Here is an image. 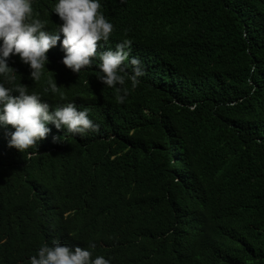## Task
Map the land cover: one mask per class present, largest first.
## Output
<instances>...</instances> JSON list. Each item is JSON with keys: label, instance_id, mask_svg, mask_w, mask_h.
Masks as SVG:
<instances>
[{"label": "trees", "instance_id": "trees-1", "mask_svg": "<svg viewBox=\"0 0 264 264\" xmlns=\"http://www.w3.org/2000/svg\"><path fill=\"white\" fill-rule=\"evenodd\" d=\"M101 4L106 47L132 40L145 75L133 87L122 73L119 104L95 65L60 72L54 94L20 71L100 127L54 142L65 130L50 125L23 153L0 134V264L55 239L112 264H264V0Z\"/></svg>", "mask_w": 264, "mask_h": 264}, {"label": "clouds", "instance_id": "clouds-1", "mask_svg": "<svg viewBox=\"0 0 264 264\" xmlns=\"http://www.w3.org/2000/svg\"><path fill=\"white\" fill-rule=\"evenodd\" d=\"M101 8V0H56L52 12L61 23L55 31H49L48 22L34 15L33 0H0V126L11 125L14 129L6 133L9 147L23 153L48 137L50 125L65 130L64 135L53 137L54 142L66 141L69 134L84 138L100 127L90 118V109H78L74 102L54 107L41 93H29L27 85L15 84L16 70L9 65L11 56L18 55L30 67V78L38 81L50 62L49 50L59 44L64 52L62 63L78 76L95 65L100 72L97 79L116 90L119 104L125 103L129 95L122 73L128 74L133 87L145 75L142 61L130 58L132 40L125 38L115 48L106 47L115 26ZM251 71H256L255 66ZM48 84L45 91L56 93L57 82L49 80ZM95 249L94 242L73 247L54 240L51 245L42 244L29 257V264H112L110 258L94 256Z\"/></svg>", "mask_w": 264, "mask_h": 264}, {"label": "bare ground", "instance_id": "bare-ground-1", "mask_svg": "<svg viewBox=\"0 0 264 264\" xmlns=\"http://www.w3.org/2000/svg\"><path fill=\"white\" fill-rule=\"evenodd\" d=\"M37 2H38V0H33L34 15L38 16L40 19L46 20L48 22L47 23V29L49 31H55L59 26L58 23H61L58 15L52 12V9H53L54 4L56 3V0H53L51 3L45 5L41 10H37V8H36ZM48 56H49L50 62L48 65L47 64L45 65L44 69L42 70V75H41L40 79L38 81H35V82L41 81L43 84H45L46 86L49 87L48 81L53 80V81L57 82V87H59L64 82H63V80H61V81L58 80V78H56V75H58L60 72L71 71V70L69 68H67L62 63L64 52L62 51L59 44L49 50ZM9 65L16 70V72H15L16 80L14 81V83L15 84H22L23 83V84L27 85L22 79H20L19 73L21 70H26L30 76V71H31L30 67L28 65L22 63L18 55L10 57ZM88 68L89 67L83 69L82 71H85ZM27 86L29 88V85H27ZM31 92L32 91H29V93H31ZM11 129H12L11 125L7 126V128H5L4 126H0V134L4 135L7 132H9ZM55 241L65 243L64 239H55ZM52 243L53 242H48L49 245H51ZM25 264H27V263H25Z\"/></svg>", "mask_w": 264, "mask_h": 264}]
</instances>
